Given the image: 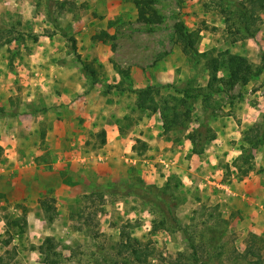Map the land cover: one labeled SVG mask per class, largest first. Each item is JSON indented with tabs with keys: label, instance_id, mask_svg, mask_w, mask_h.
Here are the masks:
<instances>
[{
	"label": "rangeland",
	"instance_id": "374dc122",
	"mask_svg": "<svg viewBox=\"0 0 264 264\" xmlns=\"http://www.w3.org/2000/svg\"><path fill=\"white\" fill-rule=\"evenodd\" d=\"M180 23L200 32L198 54L177 41ZM0 29L13 39L0 47V138L21 140L32 118L44 134L73 102L98 116L85 162L64 156L70 197L15 196L33 161L20 151L19 169L0 140V264H45L46 239L59 264H264V201L239 187L264 176V140H247L264 134V0H0ZM232 55L252 64L249 81L232 85ZM212 63L220 92L206 100ZM187 84L198 98L185 127L166 133L160 112L138 107L148 87L162 105L179 97L163 86ZM109 125L120 153L105 146Z\"/></svg>",
	"mask_w": 264,
	"mask_h": 264
},
{
	"label": "crops",
	"instance_id": "0c3cea01",
	"mask_svg": "<svg viewBox=\"0 0 264 264\" xmlns=\"http://www.w3.org/2000/svg\"><path fill=\"white\" fill-rule=\"evenodd\" d=\"M66 98V96H63V102L65 104L70 103V100ZM91 110L89 105L85 108L81 103L73 102L69 104L66 110L59 109L55 111L54 114L56 116L53 114V119L48 121V129L44 134L38 127L39 122L35 121L34 118L26 120L23 126L16 128L20 132L22 130L23 140H18L19 136L17 133L13 135L15 140H12V143L11 140H7L4 134H1L0 140L6 144L12 158L17 161L16 166L20 169L18 166L19 152L26 151L29 153L27 157L29 156L30 160L33 161V165L31 164L28 170L35 169L34 173L32 171L26 174L28 178L26 181L16 183L18 186L12 187L13 189H20L19 192L15 193V196L23 193L25 196L38 197V195L40 196L47 191H59L60 189H63L68 194V197L75 195L74 190L71 191L72 189H70L68 191L65 189V184L69 179L66 176L64 177V173L68 169L69 161H66L68 157L64 156L71 155L69 156L70 161L79 159V161L85 162V157L81 156L79 150L83 149L82 146L86 144L89 133L87 131L91 132L94 129V124L98 117L97 112L91 113ZM80 119L84 120L83 123H80ZM104 129L107 135L105 146L112 150L116 149L120 153L122 144H125L126 140H122L119 128H113L112 125H109L108 127L104 126ZM35 133L40 135L41 140L39 138L37 140H26V136L33 137ZM21 143L25 145L22 144L23 146L21 147ZM55 178L56 180L54 181L53 179ZM213 183H216V181H213ZM239 187L243 191L245 190L242 195L240 194L241 197L245 198L246 194H248L260 203L264 201V176L240 182ZM233 193L239 194L240 191L235 190ZM244 234H246L245 230Z\"/></svg>",
	"mask_w": 264,
	"mask_h": 264
},
{
	"label": "trees",
	"instance_id": "16d2710c",
	"mask_svg": "<svg viewBox=\"0 0 264 264\" xmlns=\"http://www.w3.org/2000/svg\"><path fill=\"white\" fill-rule=\"evenodd\" d=\"M142 15H144L145 10L141 9ZM55 27H59V25L55 24ZM1 30V29H0ZM62 35L67 38L71 44L74 51L77 49L76 41L73 37H69V35L62 29L59 28ZM176 37L177 41L182 45L183 50L187 54H198V44L200 41V32L199 31H190L186 28L183 23H180L176 26ZM13 39L8 38L5 39L4 42L0 43V47L4 44L11 43ZM262 61L264 62V53L262 55ZM208 67L210 68V79L208 83L209 92L205 94L206 100L211 98L212 93L220 92V88L216 87V83L218 82L217 72H218V64L212 63L209 64ZM226 68L229 72L230 81H232V85L234 82L239 80H244L245 82L249 81V78L253 75V66L249 62V60L243 56L239 55H232L227 61ZM84 74L85 76H92L95 77L96 71L90 70L89 67H84ZM96 79V77H95ZM96 81V80H95ZM165 89H173L174 92L179 95V97L171 96L170 100L164 101L162 105H158L155 103L154 98L152 97V91L154 89H158L157 87H148L146 92V97H141L138 103V107L147 110L150 108L154 113L160 112L163 122L164 131L166 133L171 132L175 127H185L187 121L190 120V109L191 101L198 98V95L195 94V90L192 89L189 84L185 85L184 87H174L172 85L163 86ZM151 100V107L147 106L148 101ZM184 107H188L186 111H183ZM251 130V129H250ZM249 130V131H250ZM198 132L195 131L187 136L189 140H191L193 144V153L201 154L202 152L197 148V137ZM200 133V132H199ZM200 135H202L200 133ZM247 135V134H246ZM264 134L261 132L256 133L254 139L247 138L250 142L251 146L257 147L259 143L263 142ZM244 151L248 150L245 147L243 148ZM245 158V157H243ZM248 162V160H246ZM251 170V169H250ZM248 170L246 171V173ZM52 239H46L45 243L49 244L48 250H44V247H41L42 253L45 254V264H59V260L57 257H53V245H51ZM52 254V256H51ZM56 255V254H55Z\"/></svg>",
	"mask_w": 264,
	"mask_h": 264
}]
</instances>
